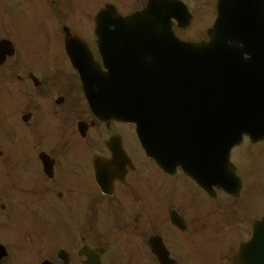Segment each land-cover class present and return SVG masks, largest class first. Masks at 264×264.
Returning a JSON list of instances; mask_svg holds the SVG:
<instances>
[{
	"label": "flooded vegetation",
	"instance_id": "flooded-vegetation-1",
	"mask_svg": "<svg viewBox=\"0 0 264 264\" xmlns=\"http://www.w3.org/2000/svg\"><path fill=\"white\" fill-rule=\"evenodd\" d=\"M181 1L190 24L172 20L174 33L212 28L217 0ZM122 2L129 13L147 0ZM54 3L0 0V264H81L85 246L102 248L103 264L109 248L125 253L129 246L151 264L154 235L170 256L192 261L203 250L199 241L209 245L219 226L247 237L264 212V138L244 137L232 148L240 187L229 193L202 189L179 167L164 172L142 150L133 124L91 112L64 41L55 40ZM36 23L44 40L23 38V29L39 31ZM85 43L104 71L97 41Z\"/></svg>",
	"mask_w": 264,
	"mask_h": 264
},
{
	"label": "water",
	"instance_id": "water-1",
	"mask_svg": "<svg viewBox=\"0 0 264 264\" xmlns=\"http://www.w3.org/2000/svg\"><path fill=\"white\" fill-rule=\"evenodd\" d=\"M176 8L183 10L176 0H149L142 12L121 17L107 5L95 17V34L102 43L99 51L109 72H116L114 66L118 65L119 74L137 75L132 79L135 86L127 89L129 86L125 85L120 89L121 109L116 117L136 123L143 147L162 165L168 160L172 162L164 157L161 145L164 103L168 112H177L174 133L189 153L183 157L176 155L174 164L193 175L196 162L208 151L214 163L215 179L224 180L230 148L242 135L255 138L264 130V101L255 93L257 81L253 78L255 60L264 58V28L259 32L253 28L259 24L264 27V0H245L244 4L243 0H218L216 28L226 24L223 30L214 32L211 43L177 39L169 26L172 16L179 19L174 12ZM65 41L76 40L67 37ZM107 42L124 45L113 48L117 50L118 60L106 59L111 50ZM162 42L173 46L157 45ZM66 48L73 58V46L67 44ZM244 54H250L251 58L244 62ZM244 63L248 65L244 69L248 74L240 71ZM212 66L215 68L211 69ZM166 67L174 71L170 74ZM166 90H174L182 101L170 99L174 93H165ZM197 98L202 101L199 114L193 107H187ZM178 114H191V117ZM202 146L206 150L199 156ZM155 253L161 264H171L161 245L158 244ZM86 264H99V261L89 257ZM234 264H264V219L255 225L252 237L240 246Z\"/></svg>",
	"mask_w": 264,
	"mask_h": 264
},
{
	"label": "rangeland",
	"instance_id": "rangeland-1",
	"mask_svg": "<svg viewBox=\"0 0 264 264\" xmlns=\"http://www.w3.org/2000/svg\"><path fill=\"white\" fill-rule=\"evenodd\" d=\"M60 1L57 5H56V14H55V34L57 32L56 35V39H61V34H60V30L57 26L58 23H59V18L58 17H61V16H66L65 13V7H68L69 10L72 12H75V13H72V14H76L72 19L74 18H79L81 17L82 18V15H84L83 19L85 21H81L83 23V26L85 27V29L83 30H80L79 32H81L83 35H85V37H87V39H94L93 38V35H89L91 30L90 28H87V25L89 27H93V22H92V18L93 16L95 15V13L97 12V9H99L100 7H102V4L104 2H111L112 0H83V4H85V6L83 7V4H81V1L79 2V0H69L70 3H65L66 1L65 0H57L56 3ZM85 1V3H84ZM122 1H125L126 0H117L116 3H120V12H123L125 9L128 8L125 7V6H122ZM119 6V4H118ZM63 7V9H61ZM99 7V8H98ZM85 8V9H84ZM85 12V13H84ZM58 15V16H57ZM80 19V18H79ZM89 19V22H87V20ZM81 20V19H80ZM26 19L24 18L23 19V24L25 25L26 23ZM37 25V29L40 30V27L39 25L36 23ZM74 29V28H73ZM72 29V30H73ZM74 31H76L74 29ZM78 32V31H77ZM196 34H194V32H185V33H181L180 35L183 37H191L192 35H194V38L196 37H199L200 35L202 36L203 33H199V32H195ZM204 36V35H203ZM222 232H220V234H217V239L208 247V251L209 253L214 257V259H208V257H206L208 259L207 262H203L204 264H225V262H221L222 258L221 257H218L217 254L219 253L220 255L222 256H225L227 254V252H229V250H233L235 248L234 247H231V245H229V243L224 239L226 237L225 235V230H221ZM234 238H231L228 239L229 241H233ZM132 243V242H131ZM129 250V249H128ZM127 251V256L125 257H122V258H118L116 257V259H114V261L116 262L115 264H147V261L144 260V258L140 255V254H137L135 251ZM221 250H224V251H221ZM185 264V263H183Z\"/></svg>",
	"mask_w": 264,
	"mask_h": 264
}]
</instances>
